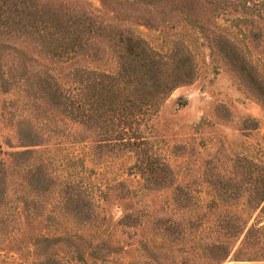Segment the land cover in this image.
Instances as JSON below:
<instances>
[{"label": "rangeland", "instance_id": "obj_1", "mask_svg": "<svg viewBox=\"0 0 264 264\" xmlns=\"http://www.w3.org/2000/svg\"><path fill=\"white\" fill-rule=\"evenodd\" d=\"M73 1L99 14L103 22L135 34L149 49L167 53L177 48L195 63L196 77L173 88L151 120L153 152L169 165L173 184L142 188L138 175L129 172L131 152L97 149L90 137L77 133L74 124L49 120L56 131L40 146L42 153L63 162L74 156L94 188L110 190L104 199L94 196L97 201L91 207L96 216L85 222L64 209L56 194L40 198L45 208L53 207L54 214L46 220L28 218L14 202L0 206V264H264V257L246 260L249 251L242 248L240 239L226 258L213 259L220 243L230 247L220 224L230 221V213L242 207L228 204L217 195V188L231 185L243 166L264 168V106L257 98L264 95V0H211L199 7L196 4L207 0H163V5L158 2L148 8L163 18L151 25L134 17H112V6L131 14L147 11L141 1ZM170 4L178 5L170 9ZM180 6L182 12L177 9ZM216 32L240 49L245 61L243 79L213 50ZM7 41L22 51L29 71L47 69L64 79L73 67L111 68L107 61L94 64L82 57L51 61L29 44ZM6 60L0 58V69ZM23 100L16 90L0 89V158L18 149L7 112L22 107ZM10 101L15 102L10 105ZM61 134L67 137L60 139ZM126 188L131 196H114ZM124 213L129 217L119 221ZM242 216L249 223L264 225V216Z\"/></svg>", "mask_w": 264, "mask_h": 264}, {"label": "trees", "instance_id": "obj_2", "mask_svg": "<svg viewBox=\"0 0 264 264\" xmlns=\"http://www.w3.org/2000/svg\"><path fill=\"white\" fill-rule=\"evenodd\" d=\"M136 1H141L147 11L131 14L112 6L113 19L134 17L150 25L156 19L163 20L148 9L158 2L164 4L163 0H123L128 4ZM176 5L170 4L169 8L176 9ZM180 7L177 9L182 12ZM7 40L29 44L51 61L69 62L82 57L94 64L107 61L111 68L73 67L64 79L47 69L29 71L22 51ZM213 50L227 68L244 78L245 61L240 49L220 32L213 34ZM185 54L177 48L167 53L153 51L135 34L103 22L99 14L77 1L0 0V58H7L0 69V89L16 90L24 99L22 107L15 106L7 112L8 128L18 149L4 152L6 157L0 158V206L14 202L21 205L28 218L41 216L46 220L54 214L53 207L45 208L40 198L56 194L64 209L85 222L96 216L91 207L94 196L99 200L108 195L110 187L94 188L86 180L79 159L69 155L63 162L42 153L40 146L56 131L49 120L74 124L77 133L90 137L97 149L131 152L129 172L138 175L142 188L171 187L169 165L153 152L151 120L173 88L196 77L195 63ZM257 98L264 106V95ZM66 137L60 135V139ZM236 177L231 185L223 183L216 190L228 204H242L238 211L230 213V221L220 224L230 247L218 245L220 251L213 253L217 262L226 258L238 239L242 248L249 251L246 260L264 257V225L249 223L242 216H264V168L243 166ZM117 185L123 186L121 182ZM178 188L173 185V190ZM114 196L124 199L131 196V191L117 190ZM128 217L129 213H124L119 221Z\"/></svg>", "mask_w": 264, "mask_h": 264}]
</instances>
